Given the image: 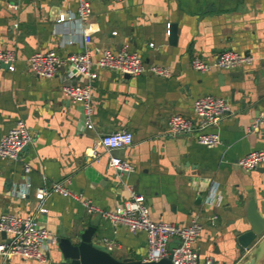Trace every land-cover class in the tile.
<instances>
[{
    "label": "crops",
    "instance_id": "obj_1",
    "mask_svg": "<svg viewBox=\"0 0 264 264\" xmlns=\"http://www.w3.org/2000/svg\"><path fill=\"white\" fill-rule=\"evenodd\" d=\"M90 6V15L80 24L74 17L76 0H0V47L15 55L13 70L0 67V136L18 118L32 135L16 158H0V213H30L39 198L36 188L63 177L71 191L103 209L121 205L128 184L149 199L152 220L201 222L195 243L199 257L210 254L214 264L239 263L246 256L234 233L247 224L240 223L238 210L252 199L264 216V162L250 170L235 163L249 150L264 149V116L251 126L264 112V0H91ZM60 13L71 17L58 22ZM170 23L174 41L168 33ZM84 27L91 31L86 47L92 56L125 44L144 63L170 71L166 77L125 76L95 67L90 80L91 127L83 124L81 104L60 91L61 83L85 82L87 77L69 78L67 65L50 77L36 76L25 63L35 50H81ZM224 49L240 51L251 61L229 69L199 71L190 66L191 57L211 60ZM231 70L240 78L230 79ZM204 94L228 103L218 121L207 127L218 133L219 143L199 144L190 132L167 135L168 115L179 113L194 121L192 101ZM121 128L131 132L130 145L109 151L96 145L91 151L100 133ZM109 156L128 161L132 170L116 176ZM213 184L217 204L205 202ZM43 205L46 211L37 221L54 237L75 240L95 215L80 201L58 193L49 194ZM95 237L116 258L143 259L146 252L143 231L111 226L101 216ZM58 259L50 243L46 263L12 255L3 262L0 258V264H55Z\"/></svg>",
    "mask_w": 264,
    "mask_h": 264
},
{
    "label": "built area",
    "instance_id": "obj_2",
    "mask_svg": "<svg viewBox=\"0 0 264 264\" xmlns=\"http://www.w3.org/2000/svg\"><path fill=\"white\" fill-rule=\"evenodd\" d=\"M91 0H76L74 17L83 24L91 12ZM71 16L65 13L58 14L56 20L64 21ZM91 31L88 27L81 29L83 48L78 51H71L59 54L53 49L35 50L25 59L28 70L42 77H50L55 74L61 65H67L69 78L83 75L88 81L68 80L60 85L61 93L74 102H79L84 116L83 124L91 127V85L90 80L95 77V67L107 68L121 74H151L158 76H169L170 71L167 66L151 63L146 64L142 61L139 53L123 44L116 49L104 48L96 51L92 56L86 43L90 40ZM15 55L10 48L0 47V67L13 70ZM251 57L244 53L224 49L219 51L211 60H203L198 56L190 59V66L193 69L204 71L212 67L229 69L237 66L247 65ZM228 108L226 99L210 94L197 96L192 101V112L195 116L191 118L179 113H172L166 118V134L174 136L182 132L194 134L195 141L205 146H213L220 141L216 131L209 130L207 127L214 125L224 111ZM264 112L255 117L252 128L260 122ZM32 135L24 123L23 119L18 118L0 136V158L14 159L22 146L28 144ZM132 142L131 132L121 128L100 133L96 145L102 146L105 150L122 148ZM264 162V149H252L236 158L235 163L243 170H250ZM108 165L116 176L122 172L132 170V165L123 159L108 157ZM24 171L28 170V165H23ZM67 177L43 184L36 188L38 202L28 214L18 215L12 212L0 213V231L4 236L0 238V258L17 255L23 259L34 260L38 263H46V251L50 243H54L55 237L50 231L37 221V215L46 211L43 200L51 193H58L62 196L70 197L80 201L87 212L98 213L102 218L107 219L111 226L122 225L128 231H143L145 234L146 252L142 260H157L168 255L170 251L171 264H214L212 255L206 254L198 256L195 243L198 238L201 222L196 218H191L187 224L178 225L170 221L152 220L149 216V208L146 203L145 195L136 191L130 185L124 184L126 197L121 205L112 209H103L91 203L87 199H82L77 192L71 191L67 186ZM216 185L210 186L205 197V202L217 204L219 202ZM21 196L25 192L20 193ZM216 215H211L214 219ZM177 239L175 245L169 250L168 244ZM106 245V244H105Z\"/></svg>",
    "mask_w": 264,
    "mask_h": 264
},
{
    "label": "water",
    "instance_id": "obj_3",
    "mask_svg": "<svg viewBox=\"0 0 264 264\" xmlns=\"http://www.w3.org/2000/svg\"><path fill=\"white\" fill-rule=\"evenodd\" d=\"M170 40L174 41L175 32L174 25L170 23L168 27ZM127 76L128 74H124ZM228 76L232 80L240 78V73L231 70ZM22 146L21 148L25 147ZM146 199V203H149ZM264 207V206H263ZM256 205L252 199H249L245 208L238 210V218L240 223H246L247 226L235 231V239L238 244L239 251L245 254V258L239 263L234 264H264V216L256 211ZM98 217L95 213L83 227L76 239L72 240L67 236H56L54 245L59 253V259L55 264H171L170 251L167 256L157 260H142L133 257L116 258L111 254L110 249L103 243L97 241L95 234L98 227ZM0 236H4V232L0 231ZM174 239L168 244L170 250L176 242Z\"/></svg>",
    "mask_w": 264,
    "mask_h": 264
}]
</instances>
